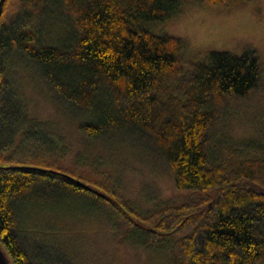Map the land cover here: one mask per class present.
<instances>
[{
  "label": "trees",
  "instance_id": "obj_1",
  "mask_svg": "<svg viewBox=\"0 0 264 264\" xmlns=\"http://www.w3.org/2000/svg\"><path fill=\"white\" fill-rule=\"evenodd\" d=\"M187 4L5 0L0 242L13 264H82L73 243L50 244L55 237L28 226L29 211L58 214L69 203L167 253L170 264H264V61L253 48L190 57L186 41L162 29ZM20 75L34 78L86 140L145 157L182 195L143 210L101 161L61 167L70 148L30 115ZM245 113L256 138L242 151L231 128Z\"/></svg>",
  "mask_w": 264,
  "mask_h": 264
},
{
  "label": "rangeland",
  "instance_id": "obj_2",
  "mask_svg": "<svg viewBox=\"0 0 264 264\" xmlns=\"http://www.w3.org/2000/svg\"><path fill=\"white\" fill-rule=\"evenodd\" d=\"M162 29L183 38L190 57L208 51L241 54L246 48H253L264 61V0H229L226 6L188 0L184 11ZM18 82L30 115L45 122L70 148L59 161L61 167L73 168L79 157L101 161L119 182L121 195L143 210L182 195L171 178L158 172L145 157L86 140L62 106L53 102L34 78L20 75ZM251 118L245 113L231 128L233 141L242 151L248 150L256 138ZM61 211L57 214L31 210L28 226L48 239L55 237L50 244L73 243L76 258L82 264H170L167 253L152 252L140 241L120 237L109 219L89 212L81 204L69 203Z\"/></svg>",
  "mask_w": 264,
  "mask_h": 264
},
{
  "label": "water",
  "instance_id": "obj_3",
  "mask_svg": "<svg viewBox=\"0 0 264 264\" xmlns=\"http://www.w3.org/2000/svg\"><path fill=\"white\" fill-rule=\"evenodd\" d=\"M5 0H0V16L3 12V5ZM1 86V81H0ZM0 264H13L11 257L9 256L7 250L0 242Z\"/></svg>",
  "mask_w": 264,
  "mask_h": 264
}]
</instances>
